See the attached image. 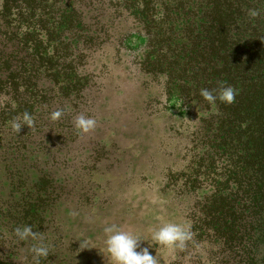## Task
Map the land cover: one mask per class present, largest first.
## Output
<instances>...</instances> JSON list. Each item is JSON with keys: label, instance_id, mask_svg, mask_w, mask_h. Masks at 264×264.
Segmentation results:
<instances>
[{"label": "trees", "instance_id": "obj_1", "mask_svg": "<svg viewBox=\"0 0 264 264\" xmlns=\"http://www.w3.org/2000/svg\"><path fill=\"white\" fill-rule=\"evenodd\" d=\"M109 46L157 88L154 113L192 122L179 132L194 147L168 182L182 177L194 200L185 217L197 213L190 231L205 248L202 264H264V0H0V264H36V241L14 230L40 236L53 220L45 212L62 185L52 167L75 157L76 118L97 117L101 73L87 66ZM221 85L237 90L233 103L200 95ZM24 112L34 124L14 132L10 121ZM80 167L72 181L87 204L92 170ZM52 262L49 249L39 264Z\"/></svg>", "mask_w": 264, "mask_h": 264}, {"label": "rangeland", "instance_id": "obj_2", "mask_svg": "<svg viewBox=\"0 0 264 264\" xmlns=\"http://www.w3.org/2000/svg\"><path fill=\"white\" fill-rule=\"evenodd\" d=\"M125 60L128 58L117 56L114 47L109 46L105 53L96 54L87 66L89 71L101 73L103 90L101 88L100 94H94L97 96L94 106L96 127L70 145L71 153L75 155L72 161L64 164L65 158H62L52 167L61 179V197L53 209L45 212L47 218L53 220L45 223L46 231L35 242L53 249L54 264H65L62 261L64 257L72 264H91L95 255L89 252L83 257L78 255L85 239L88 238L87 245L91 246L95 233L104 231L95 229V226L107 222L108 226L114 224L130 232L132 227L127 223L135 210L146 209L156 215L161 212L165 215L164 221L190 226L195 220L197 213L185 217L194 201L186 197L185 180L181 177L177 183L168 182L170 172L177 167L179 172L185 168L187 160L181 158V151L186 146L194 147L188 136L180 133L188 131L192 122L154 113L150 107L158 108L153 99L157 96V88L154 84L145 85L144 77ZM48 138L53 140L52 135ZM191 158L189 154L187 159ZM47 161L45 158L44 171L52 165ZM76 165H88L92 170L87 204L80 203L81 187L72 181L71 171ZM66 173H70L67 174L71 177L69 185L63 179ZM160 188H164L163 193ZM200 195L196 193L194 199ZM163 204L166 210L161 211ZM205 254L202 244L190 240L185 250L175 258L174 253L165 250L163 264H202ZM60 257L62 263L58 261Z\"/></svg>", "mask_w": 264, "mask_h": 264}, {"label": "clouds", "instance_id": "obj_3", "mask_svg": "<svg viewBox=\"0 0 264 264\" xmlns=\"http://www.w3.org/2000/svg\"><path fill=\"white\" fill-rule=\"evenodd\" d=\"M249 16L258 17L260 13L257 10H250ZM237 90L233 87L221 85L217 96L212 91L202 89L200 95L209 102L219 99L221 102L231 104L235 100ZM62 115L61 111L52 113V119H58ZM34 124L33 116L24 112L22 116H17L10 121L14 132H20L24 126L31 128ZM76 129L84 134L89 133L96 127V121L92 118H86L80 115L75 120ZM15 235L21 241L29 239L37 241L40 239L38 233L34 232L31 226L15 228ZM106 236V253L110 257L112 264H159L156 254L153 255L152 249L159 246L160 249L169 253L184 251L187 243L192 239L190 225L177 223L174 221H162L158 229L151 234L153 244L147 243V246H141V240L130 232L121 230L117 225H109L104 228ZM87 242H84L86 247ZM31 251L34 254L36 264H39L40 258L47 257L49 249L43 244H34ZM156 252V249H155ZM174 258V257H173Z\"/></svg>", "mask_w": 264, "mask_h": 264}, {"label": "crops", "instance_id": "obj_4", "mask_svg": "<svg viewBox=\"0 0 264 264\" xmlns=\"http://www.w3.org/2000/svg\"><path fill=\"white\" fill-rule=\"evenodd\" d=\"M160 192H161V188H160ZM163 210H166L164 204H163V209L161 211ZM164 217L165 215H163L161 212L156 215L154 211H149L146 209L140 210L139 212L138 210L137 211L135 210L133 212V215L129 216V221L127 224L132 227L129 231L133 235H135L138 239L141 240L142 247L147 246V243L153 244V241L151 240V234L154 230L158 229L160 223L165 220ZM106 226H108L107 222L106 223L101 222L95 226V229L99 228L101 230H104ZM101 232L95 233L97 235H95V237L93 238L90 237L92 245L91 246L86 245V247L83 246V248H81L80 250L81 252L78 255V257H83L84 253L89 252L92 255L96 256L91 264H112L110 257L106 253L105 233L104 231ZM98 236L99 238H97ZM87 240L88 238L85 239V241ZM154 248L156 249V252L155 249H152L153 255L156 254V258L159 261V264H163L164 263L163 253L165 250H162L159 248V246H155V245Z\"/></svg>", "mask_w": 264, "mask_h": 264}]
</instances>
